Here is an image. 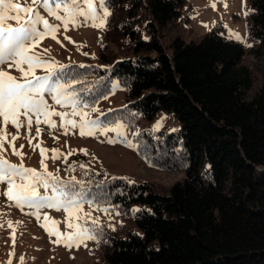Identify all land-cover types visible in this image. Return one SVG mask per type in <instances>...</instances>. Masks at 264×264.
<instances>
[{"label": "trees", "instance_id": "1", "mask_svg": "<svg viewBox=\"0 0 264 264\" xmlns=\"http://www.w3.org/2000/svg\"><path fill=\"white\" fill-rule=\"evenodd\" d=\"M184 4L107 0L111 15L99 33L95 69L87 71L79 90L74 84L69 89L87 111L95 94L117 80L125 116L115 119L129 126L134 116L150 121L157 112H168L179 123L137 148L151 156L152 166L184 172L165 194L149 182L102 171L95 175L100 179H82V189L76 185L94 205L139 209L134 231L108 236L104 264H264V82L254 89L244 48L215 28L197 40L176 36L162 42L161 31L181 18ZM247 4L252 54L264 59V0ZM109 34L120 45L119 54L106 53ZM63 66L57 68L61 83L83 68ZM104 116L102 124L114 122Z\"/></svg>", "mask_w": 264, "mask_h": 264}, {"label": "rangeland", "instance_id": "2", "mask_svg": "<svg viewBox=\"0 0 264 264\" xmlns=\"http://www.w3.org/2000/svg\"><path fill=\"white\" fill-rule=\"evenodd\" d=\"M12 2L25 6L30 3V0H12ZM212 4H215V8L211 6ZM245 12L249 14L247 0H185L181 10V18L161 31V41L168 43L172 38L178 36L185 42H189L190 40H197L210 29L215 28L223 37L240 44L244 48L243 64L251 71L255 89L264 82V59L254 57L252 54L255 46L254 41L248 35L250 23L248 15L245 16ZM40 14L49 19L50 23H58L47 17L43 10L40 11ZM12 15H15V13H12ZM116 15L113 22H118ZM5 23L6 26H16L12 20ZM81 24H83V18H81ZM100 31L91 26H81L73 29L69 25L68 31L65 32L61 28L57 33V38L61 43H57L50 38L44 39L36 48V51L40 52L42 49H48L47 53H43V58L50 63H55L56 68L67 64L83 65L80 70L74 69L80 71V74L71 80L78 81L73 84L75 85L74 88L79 90L78 85L85 82L84 79L91 74H87V71L95 69L92 65H96L94 59H96L102 44L99 37ZM229 32L238 34L242 42L231 38ZM65 36L70 37L74 44L64 39ZM106 36V53L119 54L120 45L117 44L118 42L112 41V35ZM166 52L169 53L170 49L167 48ZM5 70L9 71L7 66H5ZM10 74L20 76V73L15 70H10ZM35 74L44 76L46 73L43 69H37ZM73 91L77 95L75 89ZM95 95L96 98L92 101L89 110L86 111L78 106L79 111L88 113L87 119L97 121L99 124L93 136L81 137L79 128H72L71 126H68L67 134H64V129L59 127L60 118L55 116L51 119L55 121L57 127L49 129L46 125L41 124L39 137L36 134L35 124H33L31 130L22 127L19 133L14 127L8 125L9 135L7 140L11 141L12 136L15 135L20 137L14 144L24 156V167L35 169L37 172L41 171L39 148L33 151L28 144V139L34 138L32 139L33 145L40 143V146L45 149H58L60 153L67 156V163L64 162L63 156L53 162L51 159L52 153L50 151L46 153L48 157L45 160L47 172L58 176L62 182L73 180V178L74 181H82L86 178V181L90 182L94 179H100L95 175H98V171H102L103 174L123 178L128 182H149L154 186L156 192L165 194L172 184L185 178L184 172L168 169L165 165H162V168L152 166L148 162L151 156L148 153H144V156H142L137 151L139 144L154 136L156 132L161 130L172 131L179 127V123L173 114L157 112L150 121L134 116L135 118L131 121L133 126L130 123L129 126L131 125V127H129L122 120L115 119L116 116H125L123 90L117 80L111 82L107 92H97ZM45 98L50 105L54 103L47 94ZM93 109L96 110L93 111ZM55 110L69 114L72 112L70 106H55ZM103 113L105 114L104 119L107 121L113 119L114 122L102 124L101 115ZM67 119L74 120L77 124L80 123L79 116L68 115ZM158 122L160 126L157 128ZM117 124L123 126L118 129L119 134L114 131L104 132L105 128H116ZM53 136L56 137L55 140L52 138ZM108 140L115 142L108 143ZM21 145L24 146L23 149L20 148ZM3 148L5 149L4 158L12 164L20 165L21 160L12 154L9 143H4ZM73 150L75 151L72 155H67ZM81 150H86L87 154H84ZM81 164L85 165L84 169L80 167ZM69 167L73 169L70 172L66 171ZM19 182L17 180V183ZM6 187V184L0 185V193L5 191ZM39 191L42 195L44 194L43 188H40ZM48 194L51 195L50 189ZM98 206L107 208L111 216L103 211L92 210L87 201L83 203L82 209L77 215L84 216L85 213L90 212L92 219L99 218L100 227L96 230L99 243L95 240H87L78 248L74 246L68 249L62 244L57 245L54 243L57 237L55 235L49 237L45 229L40 226L41 224H47L51 229L53 227L52 221H56L58 222L56 228L60 233H70L72 230L65 225L66 213L63 210L41 209L39 212L40 221L38 222L36 216L33 215L35 209L27 205L22 208L16 207L13 202L0 195V264H9V262L10 264H104L103 251L108 236H124L128 232L134 231L133 209H137V207L121 208L113 204L106 206L100 204ZM116 212H119V215H116ZM45 216L50 219L45 221ZM9 222H11V227ZM77 222L82 223L83 221ZM88 226L92 227L90 222Z\"/></svg>", "mask_w": 264, "mask_h": 264}, {"label": "snow or ice", "instance_id": "3", "mask_svg": "<svg viewBox=\"0 0 264 264\" xmlns=\"http://www.w3.org/2000/svg\"><path fill=\"white\" fill-rule=\"evenodd\" d=\"M211 6L215 8V4ZM41 10L46 13L47 17L58 23H50L49 19L40 14ZM110 15L107 0H30V3L25 6L14 3L12 0H0V185L6 184L7 186L0 195L13 202L16 207L22 208L27 205L35 209L33 215L36 216L38 222L41 209L63 210L66 213L65 225L72 230L70 233H60L56 228L58 224L56 221H52L51 229L47 224L40 226L45 229L49 237L53 235L57 237L54 243L62 244L68 249L74 246L78 248L87 240H95L99 243L96 232L100 227L99 218L92 219L90 212L85 213L84 216L77 215L85 202V194L82 190H76V185H81L82 189L83 181H74L73 178V180L62 182L58 176L48 173L45 163L48 158L46 153L49 151L52 153L53 162L63 156L64 162L67 163V156L60 153L58 149H45L40 146V143L33 145L32 139L34 138H29L28 144L33 151L39 148L41 171L37 172L35 169L24 167V156L14 144L20 137L15 135L12 136L11 141H8L7 129L8 125H11L19 133L22 127L31 130L35 124L36 134L39 137L41 124L46 125L49 129L57 127L55 121L51 119L55 116L60 118L59 127L64 129V134H67L68 126H71L79 128L81 137L94 135L99 127L98 122L87 119L86 111L78 110L80 101L74 91H69L72 84L78 81L61 83L63 78L57 75L55 63H50L43 58V53H47L49 50L42 49L37 52L36 48L44 39L48 38L61 43L57 38V33L61 28L65 32L68 31L69 25L73 29L91 26L102 31ZM247 15L248 12H245V16ZM81 18H83V24H81ZM8 20L14 21L16 26H6L5 22ZM229 36L242 42L238 34L229 32ZM64 39L74 44L70 37L65 36ZM5 66L9 71L5 70ZM59 67L62 70L64 66L60 65ZM37 69H43L46 74L37 76L35 74ZM10 70L19 72L20 76L11 75ZM46 94L54 102L52 105L47 102ZM55 106H70L72 112L70 114L58 112L55 110ZM83 107L87 108L89 105L84 104ZM95 110L93 109V111ZM68 115L79 116L80 123L77 124L76 121L67 119ZM159 126L158 122L156 127ZM122 127L117 124L116 128H105L104 132L114 131L119 134L118 129ZM52 138L56 139L54 136ZM6 142L12 148V154L20 158V165L12 164L4 158L3 145ZM107 142L114 143L115 141L108 140ZM23 147V145L20 146L21 149ZM74 151L67 155H72ZM81 151L87 154L86 150ZM80 167L84 169L85 165L81 164ZM72 170L71 167L66 169L69 172ZM17 180L20 182L17 183ZM40 188L44 190L43 195L39 191ZM49 189L51 195L48 194ZM87 203L92 210L103 211L111 216L107 208L94 205L92 200H88ZM137 211L139 209H133V212ZM116 215H119V212H116ZM49 219L48 216L44 217L45 221ZM89 222L92 227L88 226ZM9 226L11 227V222H9Z\"/></svg>", "mask_w": 264, "mask_h": 264}]
</instances>
